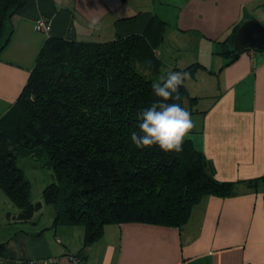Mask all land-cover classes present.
I'll return each mask as SVG.
<instances>
[{
    "label": "crops",
    "instance_id": "1",
    "mask_svg": "<svg viewBox=\"0 0 264 264\" xmlns=\"http://www.w3.org/2000/svg\"><path fill=\"white\" fill-rule=\"evenodd\" d=\"M153 15L167 24V43L157 49L165 64L200 65L188 74V85L184 80L189 94L197 97L193 127L184 140L202 151L213 177L235 183L233 193L205 195L180 227L106 224L102 235L79 253L84 229L52 226L55 209L42 201L47 183L38 195L30 193L31 202L40 203L31 215L11 206L0 187V242L6 251L0 264H73L74 254L85 264H264V191L249 183L264 175V50L246 48L226 59L217 52L218 41L233 30L235 34L242 21L257 18L264 24V0H24L5 25L0 116L20 94L47 36H126L141 33ZM38 18L49 22L48 33L35 29ZM169 28L174 43L168 42ZM189 42L198 48L202 42H214L217 48L209 62L199 52L189 58L174 53ZM49 176L52 179V173Z\"/></svg>",
    "mask_w": 264,
    "mask_h": 264
},
{
    "label": "trees",
    "instance_id": "2",
    "mask_svg": "<svg viewBox=\"0 0 264 264\" xmlns=\"http://www.w3.org/2000/svg\"><path fill=\"white\" fill-rule=\"evenodd\" d=\"M23 4L24 0H0V50L8 37L6 22ZM166 28V22L153 15L141 33L126 36L103 40L47 36L20 94L0 116L1 189L31 215L40 203L31 202V182L16 159L19 155L39 159L52 173L42 189L43 203L55 209L52 226H82L79 253L102 235L106 224L180 227L205 195L228 196L234 191L235 183L211 175L204 154L189 139L179 152L158 146L141 149L131 142L138 114L159 99L152 82L169 69L192 75L200 66L165 64L157 49ZM233 39L234 30L218 41L217 52L235 57L240 51ZM179 91L180 99L174 102L194 112L197 97L184 83ZM249 183L264 191V175ZM72 257L84 263L77 255Z\"/></svg>",
    "mask_w": 264,
    "mask_h": 264
},
{
    "label": "clouds",
    "instance_id": "3",
    "mask_svg": "<svg viewBox=\"0 0 264 264\" xmlns=\"http://www.w3.org/2000/svg\"><path fill=\"white\" fill-rule=\"evenodd\" d=\"M187 76L186 71L169 69L152 82V91L159 99L138 114L137 130L131 133L136 147L158 146L165 152L181 150L193 120L189 109L174 101L180 99L179 89Z\"/></svg>",
    "mask_w": 264,
    "mask_h": 264
},
{
    "label": "rangeland",
    "instance_id": "4",
    "mask_svg": "<svg viewBox=\"0 0 264 264\" xmlns=\"http://www.w3.org/2000/svg\"><path fill=\"white\" fill-rule=\"evenodd\" d=\"M169 30L171 32H169V34H167L168 38H169V41L168 42H171V43H174L173 41V35H172V29L169 28ZM187 37H185L186 39ZM184 39V38H183ZM183 40L184 42H187L189 40ZM165 42L167 43V39L165 38ZM165 42H163L161 44L162 45H165ZM210 42H202L201 43V47H196V46H193L194 43L192 42H189L190 46L188 47H185L184 49H179L177 50L176 52L174 53H177L178 56L180 55V57L182 55L186 56L189 58L188 55H195V53H198L199 52V56L202 58V60H205L207 61L208 59V62L210 61L211 57L213 56L212 55V50L217 48V45L212 42V44L209 45ZM160 46V47H161ZM175 56H177L175 54ZM174 56L173 60L175 62V59L176 57ZM220 59H226L224 56H219ZM188 81H191L189 80L188 76L186 77L185 79V82H186V85H188ZM201 81L199 80L198 83H200ZM194 83V82H193ZM40 160L39 159H35V158H31L29 159L28 157H24L22 155H19L16 159V164L18 166H20L25 174V176L30 180L31 182V190H30V193L32 196H35L36 194L38 195L39 192H40V188L43 184H46L48 182H50L52 179L49 175H51V170L49 168H46V167H43L40 165ZM8 199V198H6ZM8 201V200H6ZM14 205L13 203H11V206ZM50 207V205L48 206ZM46 216H43L42 219H45Z\"/></svg>",
    "mask_w": 264,
    "mask_h": 264
},
{
    "label": "water",
    "instance_id": "5",
    "mask_svg": "<svg viewBox=\"0 0 264 264\" xmlns=\"http://www.w3.org/2000/svg\"><path fill=\"white\" fill-rule=\"evenodd\" d=\"M233 46L238 51L246 48L264 50V24L257 18L242 21L234 34Z\"/></svg>",
    "mask_w": 264,
    "mask_h": 264
},
{
    "label": "built area",
    "instance_id": "6",
    "mask_svg": "<svg viewBox=\"0 0 264 264\" xmlns=\"http://www.w3.org/2000/svg\"><path fill=\"white\" fill-rule=\"evenodd\" d=\"M35 29L38 31H43L45 33H48L50 29V24L44 18H38L35 21ZM71 259H72L73 264H85V263L80 262L78 258L71 256ZM40 262L41 261H38V260H30L29 262H27V264H39Z\"/></svg>",
    "mask_w": 264,
    "mask_h": 264
}]
</instances>
